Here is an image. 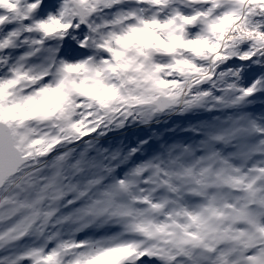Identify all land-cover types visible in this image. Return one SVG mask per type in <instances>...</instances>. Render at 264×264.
I'll return each instance as SVG.
<instances>
[{
	"label": "snow or ice",
	"instance_id": "obj_1",
	"mask_svg": "<svg viewBox=\"0 0 264 264\" xmlns=\"http://www.w3.org/2000/svg\"><path fill=\"white\" fill-rule=\"evenodd\" d=\"M0 264H264V0H0Z\"/></svg>",
	"mask_w": 264,
	"mask_h": 264
}]
</instances>
